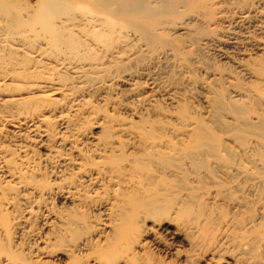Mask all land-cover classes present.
I'll return each instance as SVG.
<instances>
[{
    "label": "rangeland",
    "instance_id": "rangeland-1",
    "mask_svg": "<svg viewBox=\"0 0 264 264\" xmlns=\"http://www.w3.org/2000/svg\"><path fill=\"white\" fill-rule=\"evenodd\" d=\"M62 1L31 26L40 0H0V244L42 264L215 263L214 240L166 253L157 230L125 247L114 226L175 170L216 233L264 178V0Z\"/></svg>",
    "mask_w": 264,
    "mask_h": 264
},
{
    "label": "bare ground",
    "instance_id": "bare-ground-1",
    "mask_svg": "<svg viewBox=\"0 0 264 264\" xmlns=\"http://www.w3.org/2000/svg\"><path fill=\"white\" fill-rule=\"evenodd\" d=\"M65 6L66 5L62 0H40L39 7L36 10L37 18L32 22L31 26H34V24L37 23V20L40 22H44L48 17L57 15L58 12L64 10ZM100 22L98 21L96 23L98 24ZM43 28H45L50 33V36L54 42H62L63 38L61 37V34H58L52 24L48 23ZM68 39H70V41H68V44L74 46V39ZM0 138L3 137L0 135ZM115 160L114 162H116ZM115 164L117 168L119 164ZM214 164L219 166L218 159L214 160ZM223 166L225 167V170L233 169L232 166ZM223 166L221 165V167ZM261 173H263L264 175V171ZM261 173L260 176H263L261 175ZM181 174L182 173L180 171H169V174L167 175H173L176 178L174 180H166V178L164 177L163 179L159 178L163 180V183H166L164 185L162 182L155 180L152 184V181L151 183L149 182V180L152 179H147V182L149 183L148 185H146L148 191L144 195L145 197L139 198L136 202L126 201V206H121L122 209L117 214L119 216L118 221L114 226V231L116 233V236L118 237L117 239L123 241L125 247H128L130 244V238H132L134 233H136L137 236H139V234L141 236L142 234H151L153 230H157L158 232L154 233L153 237H150L149 243H151L153 249L167 253L170 252L169 250H173L171 247H173L174 244L177 243L181 245H183L184 243L187 246H192V242L187 239L189 232H192L199 237L203 236V238H206L207 240H214L212 250L213 253L218 256L217 258H230L232 262L242 264H262L264 262V206L262 205L264 202H260L263 199L258 201L261 196H259L258 191H260V193L262 194V189H257L258 191L256 190L257 193H255L256 191H254V188H259V186L262 187V179L264 178L260 177L262 179H257L259 175L255 177L257 181H255V178H252L253 182H255L254 185H249L251 187H249L250 191L246 193V195H248L249 197L247 196L245 198V196H242L244 198L243 199L241 197L243 199V201L241 200L242 202H238L240 199H236L234 200V202H237H235V204H232V207L237 212V218H231L229 221L224 223L222 227L219 228L215 233L213 230V225H215V222L217 221L215 215H213V212L212 214H210V211L208 212L209 215L201 214L197 216L198 214H195L197 213V209H195V200L199 199L200 197V193H197L196 191L199 189L195 187H186V184L183 185L185 183L183 180L185 177L183 178ZM239 174H241V172ZM257 196H259V199L255 198ZM213 199H217V192H213L212 194H210L208 200ZM255 200L258 201V203H261V206L259 207L258 205L259 208L254 217L246 219L244 217L245 209H247V206L251 204V202L253 203ZM2 224L4 223L2 222ZM145 224H150L153 227L145 228L143 231H141V229L144 228ZM2 227H0V233L5 229V227L4 229ZM5 231L6 230H4L2 233H4ZM1 244L0 264L43 263V261H41L43 260L42 257L38 260L29 261V259L32 260V257L27 260V257L23 256V253L20 254L16 251L17 249L14 248L15 250H12L8 246V244ZM234 249H240V252L237 253L233 258L229 256V253L233 252ZM19 251L22 250L20 249ZM41 252L42 251H40V253ZM176 253H180V250L176 249ZM178 257L179 256H177V258ZM255 258H257L258 261L255 260ZM181 259H183L184 261L186 260L185 257ZM220 259H217L216 261L214 260L215 263L213 264H218ZM127 260L128 258H123L121 260L122 264H126ZM208 260L211 261V258ZM259 260L261 263L259 262ZM166 263L162 260H156L152 263L140 260L135 264Z\"/></svg>",
    "mask_w": 264,
    "mask_h": 264
}]
</instances>
